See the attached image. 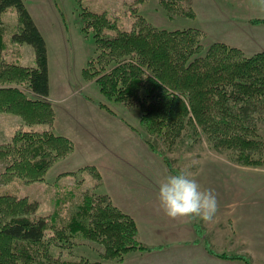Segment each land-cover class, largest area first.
Listing matches in <instances>:
<instances>
[{"label":"trees","instance_id":"16d2710c","mask_svg":"<svg viewBox=\"0 0 264 264\" xmlns=\"http://www.w3.org/2000/svg\"><path fill=\"white\" fill-rule=\"evenodd\" d=\"M159 3L169 15L194 18L191 0ZM11 8L19 24L7 43L2 15ZM81 20V30L95 44L85 77L95 80L107 100L140 110V124L150 136L144 141L155 153L162 155L157 140L169 149L187 137L188 130L191 137L204 136L211 149L232 153L239 165L264 164L259 133L264 123V52L247 56L223 43L205 50L203 33L197 29H158L141 19L124 28L107 12L86 8ZM25 44L34 49V67L21 63L20 46ZM8 56L14 60L8 61ZM47 97V42L23 0H0V113L20 116L27 125H43L36 134H25L22 145L17 135L13 144L0 148V163L7 164L4 184L15 178L42 180L54 161L72 152L69 140L51 132L55 113ZM36 208L33 202L0 192V264H90L62 256L63 243L77 234L100 245L101 258L108 261L154 250L138 240L135 220L106 195H86L63 229L53 219L35 217ZM51 248L58 250L57 256ZM207 250L221 259L252 264L245 255L217 253L208 245Z\"/></svg>","mask_w":264,"mask_h":264},{"label":"rangeland","instance_id":"374dc122","mask_svg":"<svg viewBox=\"0 0 264 264\" xmlns=\"http://www.w3.org/2000/svg\"><path fill=\"white\" fill-rule=\"evenodd\" d=\"M23 1L47 42L49 96L56 100L67 97L55 104L45 100L53 104L54 113H58L57 120L56 114L54 116L51 132L69 140L73 149L66 158L54 161L44 178L35 182L15 178L4 184L2 179L6 178L2 175L7 164L1 161L0 192L35 203V217H45L47 221L53 219L60 229L78 212L86 195H106L114 206L135 220L138 240L154 248L148 252L137 251L140 256L135 259L129 253V260L123 257V261L127 260L124 263L108 261L101 258L103 249L100 245L77 234L67 244L63 243V258L87 260L90 264H159L167 254L150 255L165 248V245L158 244L166 243L170 237L189 238L192 226L206 248L208 245L217 253L231 255L229 245L215 243L213 234L216 230L225 235L227 242H235L238 234L245 233L246 237H256L261 241L260 246H264V164L257 167L239 165L232 153L211 149L204 136L191 137L188 130V136L179 139L169 149L162 140H157L155 144L162 155L155 153L144 141V137L149 139L150 136L140 124V110L107 100L100 94L95 80L87 79L84 74L87 62L95 54L92 36L81 30V15L85 8L107 12L124 28H130L137 19H141L158 29H197L203 33L202 44L206 50L224 38V6L228 0H191L194 18L167 14L159 0H148L142 4L137 0ZM18 24L14 8L2 15L7 43L11 42L9 40ZM227 30L229 32L230 29ZM236 37L237 40H245L243 36ZM20 49L24 55L21 63L34 67V49L26 44ZM72 93L75 95L71 96ZM82 99H86L87 104ZM92 106L102 110L104 116L110 115L111 121L104 116H93ZM40 128L43 125H27L20 116L0 113V148L6 149L13 144L17 135L22 139L18 145H22L25 134H36ZM259 133L264 143V123L259 125ZM179 172L190 174L202 189L215 192L218 200L215 219L218 222H226L222 208L229 205L228 210H237L236 218H240V222L236 221L229 227L216 224V220L214 224L167 217L157 199L159 184L169 174ZM238 194H243L252 203L238 204ZM48 234L54 235L55 229ZM222 247L226 249L222 250ZM51 252L58 255L56 248H51ZM251 261L252 264H264V250L255 253Z\"/></svg>","mask_w":264,"mask_h":264},{"label":"crops","instance_id":"0c3cea01","mask_svg":"<svg viewBox=\"0 0 264 264\" xmlns=\"http://www.w3.org/2000/svg\"><path fill=\"white\" fill-rule=\"evenodd\" d=\"M224 10H226V13H224L225 24L223 25V29H224L223 31L225 34H224V38L222 40H218V42L226 44L227 46H230V47L237 48L241 50L247 56H252L257 53L264 52V23H254L253 22V21H264V0H228L224 6ZM227 29H230L229 32ZM233 30H236V32L233 33ZM226 32L228 33V35L226 34ZM236 36L238 37L243 36L245 40L241 41L239 38L237 40ZM13 48H15V46ZM22 50L23 49H21V53H22L21 62L24 59ZM7 59L8 61L14 60L12 56H8ZM31 95L33 96L34 94L31 93ZM72 95H75V93H72L71 96ZM66 98L56 100L49 96L44 99L48 100L51 103L53 102L55 104V102H61L65 100ZM82 102L87 104L86 99H82ZM52 106L54 108V111L56 112L55 106L53 104ZM90 109L93 112V116H100V117L104 116L102 110L95 109V107L93 106ZM82 111H85V110H82ZM87 111L89 110H86V112ZM56 117H57L56 118L57 120L58 113L56 114ZM67 117H69V115H67ZM104 117H106L109 120L111 119L110 115H106ZM87 122L91 123V121H87ZM58 126L59 125H57V127ZM94 128L96 127H93V129ZM95 130H97V128ZM62 134L65 135L63 132ZM217 194L220 195L219 193ZM242 195L243 194L237 195L238 197L237 201H238V204L240 205H243L242 203H245V202L248 203L250 201ZM249 203H252V202H249ZM116 207L118 208V206ZM229 207L230 205L225 208L224 207L222 208L223 213H224L223 214L224 220L226 222H218V220L215 219L216 224L219 223V224L231 227L234 225L236 221L240 222V218H236L237 210H235L234 208L232 210L231 209L228 210L227 208ZM239 213L241 212L239 211ZM231 216H233L234 219ZM239 216L241 217V215ZM186 223H188V220ZM214 224H215V221H214ZM189 229H190L189 238L182 237L178 239H175V238L172 239L170 237L168 241H166V243L164 242V243L158 244V245H165V248L156 250L154 251L153 254H150V255L167 254L165 259L163 260L160 259L159 264H243L239 260L221 259V258H218L210 254L206 248L205 242L203 244V239H200L197 237V233L195 229L193 228V226L190 227ZM233 231L234 233H236L234 229ZM227 233L230 235V231H227ZM213 236H214V241L216 244H220V245L223 244V246L229 245L228 249L231 255H245V256L248 255V257L252 260L255 257V253H260L262 250H264V246H260V242H261L260 240L256 239V237H253V238L246 237L245 233L238 234V236H236L237 238L233 237L235 238V242H227L228 239L225 237V235H223L222 232L221 233L217 232V230L214 231ZM220 238L221 240H219ZM225 249L226 248L222 247V250H225ZM138 253L140 252H132L129 255L131 256V258L135 259V258H139L140 256L138 255ZM129 255L127 254L125 257L127 260H129L130 258L128 257ZM126 259L125 261H123V263L127 262Z\"/></svg>","mask_w":264,"mask_h":264},{"label":"clouds","instance_id":"9594fccd","mask_svg":"<svg viewBox=\"0 0 264 264\" xmlns=\"http://www.w3.org/2000/svg\"><path fill=\"white\" fill-rule=\"evenodd\" d=\"M159 206L171 218H188L212 223L218 211V200L211 189H202L198 181L184 172L169 174L159 184Z\"/></svg>","mask_w":264,"mask_h":264}]
</instances>
